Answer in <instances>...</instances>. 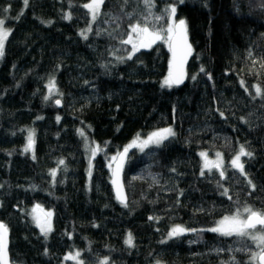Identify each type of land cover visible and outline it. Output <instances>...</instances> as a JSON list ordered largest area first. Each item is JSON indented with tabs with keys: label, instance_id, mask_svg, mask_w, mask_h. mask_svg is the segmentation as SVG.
<instances>
[{
	"label": "trees",
	"instance_id": "trees-1",
	"mask_svg": "<svg viewBox=\"0 0 264 264\" xmlns=\"http://www.w3.org/2000/svg\"><path fill=\"white\" fill-rule=\"evenodd\" d=\"M89 2L0 0L11 29L0 57V222L11 264H77L64 259L75 252L83 264H252L259 249L249 237L207 229L237 210L245 217L246 206L264 210V0H177L192 56L184 84L172 87H162L164 40L132 59L122 41L149 11L161 17L149 26L166 30L174 0H153L150 10L144 0H105L95 20ZM167 127L176 135L161 145L128 149L124 207L112 192L111 158L137 133L143 140ZM241 145L253 153L241 157L246 175L230 165ZM201 152L221 153L224 178L216 168L201 175ZM37 205L52 213L47 239ZM176 225L197 231L169 238Z\"/></svg>",
	"mask_w": 264,
	"mask_h": 264
},
{
	"label": "snow or ice",
	"instance_id": "snow-or-ice-1",
	"mask_svg": "<svg viewBox=\"0 0 264 264\" xmlns=\"http://www.w3.org/2000/svg\"><path fill=\"white\" fill-rule=\"evenodd\" d=\"M105 0H90L89 3L84 4L83 7L88 9L91 13L92 19L95 20L96 17L100 14L101 5L104 4ZM177 0L164 10L165 15L167 16V29L166 30H154L149 26V17L152 16L151 11H149L148 16L143 18V26L138 22L136 24H131L129 27L131 31L128 33V39L122 41L124 44H131L132 51L128 55V59H132V56L140 51V49L151 48L153 44H155L158 40H164L165 43L168 44L169 50L172 52V59L169 62V74L165 77L162 87H172L173 85H179L183 82L184 79V71L183 65L187 60V57L192 54V45L188 40V30L186 20L180 19L178 21L175 20L177 7ZM179 3H184V0H178ZM25 6L28 4V0H24ZM146 7L150 10L155 5L153 0H144ZM7 11V9H5ZM65 19H70L69 14H65ZM154 20H160V16H152ZM5 21L0 19V57H3L5 51V41L8 39L11 29H6L4 27ZM47 23H51L48 21ZM91 29L83 30L80 35L87 39V32ZM166 31V39L162 34ZM122 59V58H121ZM204 69L201 68V72ZM211 78V77H209ZM193 80L196 79L195 76L192 77ZM241 86H244V82L241 81ZM256 88V95L260 96L262 94L259 86H254ZM49 93L57 91L55 86V80L50 79L48 84ZM247 91V89H245ZM49 96H45V100H48ZM61 103L60 100H56V104L59 105ZM223 115V113H221ZM39 119V117H38ZM60 117H57V121H59ZM79 134L85 138L87 141V137L82 129H78ZM176 133L171 127L158 129L154 132H151L146 139L141 140L140 134L137 133L136 137L125 146L123 152L117 154V156L112 157L113 161L119 159L120 163L117 164V168L113 171V179L112 184L116 190L118 201L124 206L127 207L126 197L123 194V185L119 181V169L122 166L123 159L128 152L129 148H139L140 151H144L149 145H161L165 140L169 137L175 136ZM94 143V142H93ZM34 145V131L30 130L28 134V143L26 146V151L31 150ZM87 147V144H86ZM92 157H94L97 152L101 151L99 145L92 147L90 149ZM201 157L204 159V165L201 170V175H204V169L211 170L212 168H216L220 170L221 178H224L223 168V159L221 153H217L216 161H209L207 159V153L201 152ZM252 157L253 153L251 151H247L244 145L240 146L239 152L232 158L230 161V165L232 168L237 169L242 175H246L245 173V165L241 160V157ZM64 161L60 160L59 165H63ZM88 174L91 176V159L89 160V169ZM51 175L53 177L56 176V169L51 170ZM249 185L255 189V185L252 184V181H248ZM224 195H227V189H225ZM39 205L33 209V212H36L39 209ZM243 212L246 217L242 216L240 211L233 213L230 216H224L221 220L216 222V226L207 231H211L214 233H219L223 236H241V237H249L254 243H256L259 251L250 253V260L252 264H264V210H255L251 206H246L243 209ZM51 217L52 213L49 212H41L39 216L34 217L36 219L37 226L40 228L41 234L47 239L48 234L52 231L51 225ZM149 219H154L153 217H149ZM255 230V231H253ZM192 231L196 232V229H186L181 225L174 226L168 233L169 238L179 237L183 235L185 232ZM8 228L3 223L0 222V264H8L7 260V248H8ZM125 243L129 246H133V237L132 234L129 233ZM45 254H47V249L45 250ZM80 253H69L64 257L65 260H74L77 264H83L82 261L79 260ZM101 264H107V258L101 261ZM159 264V262H157Z\"/></svg>",
	"mask_w": 264,
	"mask_h": 264
},
{
	"label": "water",
	"instance_id": "water-1",
	"mask_svg": "<svg viewBox=\"0 0 264 264\" xmlns=\"http://www.w3.org/2000/svg\"><path fill=\"white\" fill-rule=\"evenodd\" d=\"M188 40H189V43L191 44L190 39H189V36H188ZM168 49H169V47H168ZM191 56H192V54L187 57V60H186V62L183 65V71H184V79H183V82L181 84H179V85H173V86H182L184 84V82L186 80L187 67H188L189 61L191 59ZM171 59H172V52L169 50V62H170ZM57 106L59 107L60 104L57 105ZM123 150H124V148L120 152H123ZM126 156H127V154L125 155V157L123 159V162H122V166L119 169V181L123 185V194L126 197V202H127L126 190H125V186H124V183H123V167H124V163H125V160H126ZM118 163H120L119 159H117L116 161H113L112 166H111V188H112V192H113V194H114V196H115V198H116L117 201H118L117 194H116V190H115V188H114V186L112 184V179H113V171L117 168V164ZM7 237H8V234H7ZM7 260H8V264H11L10 257H9V252H8V248H7Z\"/></svg>",
	"mask_w": 264,
	"mask_h": 264
},
{
	"label": "rangeland",
	"instance_id": "rangeland-1",
	"mask_svg": "<svg viewBox=\"0 0 264 264\" xmlns=\"http://www.w3.org/2000/svg\"><path fill=\"white\" fill-rule=\"evenodd\" d=\"M116 156V155H115ZM114 157V156H113ZM207 159L209 160V161H216L217 160V158H211V157H209V156H207ZM203 162H204V159H203ZM112 163H113V160H112V158H111V160H110V169H111V166H112ZM41 212H45V211H43L42 209H37V211L36 212H34V216L36 217V216H39L40 214H41ZM247 215V214H246ZM246 215H245V217H246ZM36 220V219H35Z\"/></svg>",
	"mask_w": 264,
	"mask_h": 264
}]
</instances>
